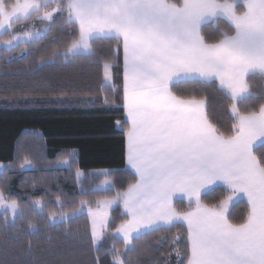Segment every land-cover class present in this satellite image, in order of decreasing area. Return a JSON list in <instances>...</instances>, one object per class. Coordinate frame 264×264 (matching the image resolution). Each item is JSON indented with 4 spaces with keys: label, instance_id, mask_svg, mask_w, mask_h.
<instances>
[{
    "label": "snow or ice",
    "instance_id": "obj_1",
    "mask_svg": "<svg viewBox=\"0 0 264 264\" xmlns=\"http://www.w3.org/2000/svg\"><path fill=\"white\" fill-rule=\"evenodd\" d=\"M57 13L61 30L73 31L51 56L41 55L39 64L58 53L66 61L93 58L100 41L114 42L113 57L122 53L126 119L117 124L132 171L127 187L109 195L114 173L102 170L97 189L104 194L94 207L88 199L66 204L57 195L46 219L59 223L86 210L95 246L109 232L113 206L122 207L112 235L122 237L126 253L113 245V264H133L142 239L172 228L184 229L186 236L183 253L173 248L183 257L177 264H264V96L252 88L254 78L264 80V0H0V45L11 53L39 43ZM32 20L49 24L16 30ZM209 24L219 33L214 41L204 34ZM103 67L110 81L112 60ZM179 84L217 86L229 101L230 126L211 119L205 95L179 93ZM254 100L258 107L247 103ZM25 166L35 167L33 159L25 156L20 167ZM10 167L0 164V170ZM84 175L77 169L78 183ZM214 192L222 198L206 202ZM177 195L187 199L186 208L176 206ZM245 201L246 215L233 219L232 209ZM30 207L34 213L47 208L39 199ZM0 209L5 229L9 214L12 228L17 217L25 218L24 206L3 188ZM27 226L33 234L41 231L30 218Z\"/></svg>",
    "mask_w": 264,
    "mask_h": 264
},
{
    "label": "trees",
    "instance_id": "obj_2",
    "mask_svg": "<svg viewBox=\"0 0 264 264\" xmlns=\"http://www.w3.org/2000/svg\"><path fill=\"white\" fill-rule=\"evenodd\" d=\"M34 20L21 23L16 30L31 29ZM39 29L49 22L35 21ZM62 26L57 13L50 31L39 43L31 47L6 53L0 48V162L12 167L0 174V188L16 199L25 209V218L15 220V228L3 226L0 215V260L8 264H113V245L122 253L126 250L122 240L112 235L122 219V207L114 206L110 213L109 232L92 244L89 219L78 215L61 223H50L49 208L56 209V196L66 204L79 203L81 199L94 201L104 193L97 186L104 178L95 172L109 170L115 191L127 187L131 171L126 167L125 137L117 121L125 120L122 105L123 60L112 55L114 42L100 41L93 58L79 57L65 60L61 53L43 64L39 57L51 56L53 49L61 47L73 29ZM226 26V25H223ZM22 27V29H21ZM206 39L214 41L219 33L211 25L204 31ZM112 60V79L106 84L103 75L104 60ZM31 69V71H29ZM253 91L264 96V80H252ZM184 94H203L207 97V111L211 119L225 129L231 124L228 99L217 86L179 84L174 89ZM107 98V103L105 102ZM258 100L248 101L258 107ZM259 149V145L257 146ZM68 153L73 155L68 156ZM259 155V150L257 151ZM28 156L35 167L21 168ZM62 158L69 161L61 162ZM85 175L77 182L76 171ZM96 190V191H93ZM223 196L214 192L206 202L216 203ZM41 200L47 208L34 213L32 201ZM178 208H186L184 200H174ZM246 201L232 209L233 219L246 215ZM32 219L41 231L33 234L27 226ZM179 236L173 244V238ZM31 242V254H29ZM184 229L156 232L137 245L133 264H177L179 259L173 248L184 251Z\"/></svg>",
    "mask_w": 264,
    "mask_h": 264
},
{
    "label": "rangeland",
    "instance_id": "obj_3",
    "mask_svg": "<svg viewBox=\"0 0 264 264\" xmlns=\"http://www.w3.org/2000/svg\"><path fill=\"white\" fill-rule=\"evenodd\" d=\"M55 15H56V14H55ZM55 15H54V16H55ZM35 21H40V20H34L33 23L30 24V28H33V25L36 24ZM34 27H35V29H39V26H37V25H35ZM21 29H22V27H21ZM2 47H3V46L0 45V48H2ZM103 75H104V74H103ZM104 80H105V79H104ZM105 83H106V84H109V83H111V80H110V81H107V82L105 81ZM0 164H4V165H6L5 163H2V162H0ZM24 168H28V167L25 166ZM2 171H3V170H0V174H1ZM95 173L99 174V173H101V171H98V172H95ZM97 190H98V189H97ZM94 206H95V204H93V207H94ZM114 206H115V205H114ZM114 206H113V207H114ZM4 211H5V210L0 209V215H2L3 217H4ZM84 214L87 215L86 210H85ZM87 217H88V215H87ZM88 219H89L90 230H91V222H90V218L88 217ZM8 221H9V222H12V221H13V218H12V216H11L10 214L8 215ZM61 222H64V221H60L59 223H61ZM52 224H53V223H52ZM54 224H55V223H54ZM119 238L121 239L122 237H119ZM121 240H122V239H121ZM96 245H97V244H96Z\"/></svg>",
    "mask_w": 264,
    "mask_h": 264
},
{
    "label": "crops",
    "instance_id": "obj_4",
    "mask_svg": "<svg viewBox=\"0 0 264 264\" xmlns=\"http://www.w3.org/2000/svg\"><path fill=\"white\" fill-rule=\"evenodd\" d=\"M123 60V59H122ZM103 74H104V67H103ZM110 84V83H109ZM124 110V109H123ZM124 117H125V119H126V116H125V113H124ZM126 167H127V165H126ZM127 169L128 170H130V171H132L131 169H129L128 167H127ZM174 200H184V201H186L187 202V199L186 198H184V197H182V196H180V195H177L176 197H174ZM123 210V209H122ZM122 239V238H121Z\"/></svg>",
    "mask_w": 264,
    "mask_h": 264
}]
</instances>
